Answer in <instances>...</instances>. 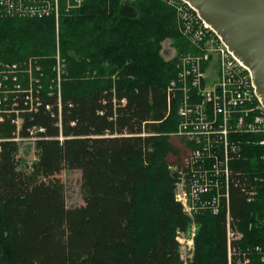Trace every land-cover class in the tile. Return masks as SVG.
<instances>
[{"label":"trees","instance_id":"trees-1","mask_svg":"<svg viewBox=\"0 0 264 264\" xmlns=\"http://www.w3.org/2000/svg\"><path fill=\"white\" fill-rule=\"evenodd\" d=\"M66 10L61 101L57 85H43L58 66L55 17L0 18V63L24 67L34 58L44 70L35 72L40 93L32 96L21 76L26 91L0 113V264H184L175 232L187 217L167 159L184 157L189 146L170 140L180 93L169 87L179 69L177 57L165 60L161 51L166 40L179 55L196 49L162 0H84ZM17 118L22 137L37 130L31 172L19 168ZM242 149L231 166L232 227L243 234L233 241L232 264L245 251H264V145ZM64 169L82 171L80 207L67 205ZM197 220L192 264H229L226 212Z\"/></svg>","mask_w":264,"mask_h":264},{"label":"built area","instance_id":"built-area-1","mask_svg":"<svg viewBox=\"0 0 264 264\" xmlns=\"http://www.w3.org/2000/svg\"><path fill=\"white\" fill-rule=\"evenodd\" d=\"M164 1L175 9L179 31L196 49L179 57V73L169 87L170 93H180L176 101L179 124L173 136L186 139L189 146L185 162L179 166L183 178L175 199L185 212L192 215L199 211L214 215L226 212L228 256L229 264H232L233 241L240 240L243 234L232 227L231 166L235 159L242 157L243 144L257 142L264 145V103L250 67L230 49L199 10L188 0ZM83 2L0 0V18L53 16L59 28L64 8H78ZM36 71L43 75L34 58L24 67L0 63V113L5 111L11 95L26 91L22 89L21 76L31 82L29 92L32 96L35 92L40 93L41 81ZM57 83L61 101L60 76ZM16 124L17 142L38 140L36 129H32L30 137H22L20 118ZM259 135L260 138L253 139ZM255 194L256 191L251 190L248 200H254ZM255 251L261 255V260L252 256ZM240 263L264 264V251L260 247L245 251Z\"/></svg>","mask_w":264,"mask_h":264},{"label":"rangeland","instance_id":"rangeland-1","mask_svg":"<svg viewBox=\"0 0 264 264\" xmlns=\"http://www.w3.org/2000/svg\"><path fill=\"white\" fill-rule=\"evenodd\" d=\"M164 1V0H162ZM165 2V1H164ZM166 3V2H165ZM83 4V3H82ZM64 5V4H63ZM76 8H70L67 11L75 10ZM65 13V12H63ZM178 26V25H177ZM56 31H57V44H58V66L54 69L55 72H52V78L47 76L45 72V84L48 87V90L56 89V85L59 84L58 79L59 76L62 78L64 76V69L62 67L63 59L60 54L59 49V28L56 22ZM162 55L164 56L165 60H172L173 58L177 57V63L179 57L186 53H181L180 55L177 53V49L173 46L171 40H166L163 42V47L161 51ZM42 69V68H41ZM44 71V70H42ZM44 73V72H43ZM33 75V73H32ZM48 79V80H47ZM47 80V82H46ZM37 86L38 83H35ZM56 86V87H55ZM172 132L171 134H173ZM171 143L174 146L182 147L181 145H186L187 147V140L183 138H178V136H170ZM20 154L18 156V160L20 162V169L26 170L31 172L33 170L34 164L39 159V150L36 145V139H27L21 142L20 144ZM176 147V148H177ZM189 148V147H188ZM185 149V148H184ZM186 149L184 150V152ZM185 155V154H184ZM170 159L168 158V170L170 172L171 177L173 178V185H174V198L179 193L181 189V181L183 178V173L181 174V170L179 166L185 162V156L178 158L173 154H170ZM178 166V167H177ZM177 167V168H176ZM58 177L64 182L66 188V201L69 208L80 207L85 204V200L83 198L82 193V183H83V175L81 170H71V169H64L58 175ZM153 188V186H152ZM152 191V190H151ZM176 201V199H175ZM177 202V201H176ZM182 207V206H181ZM183 210V207H182ZM205 212H196L195 214H190L188 211L183 210V214L187 217L184 225L177 226L175 232V238L179 243L180 246V253L181 259L183 260L184 264H192L195 260V254L197 250V238L199 236L201 225L197 220V216Z\"/></svg>","mask_w":264,"mask_h":264},{"label":"water","instance_id":"water-1","mask_svg":"<svg viewBox=\"0 0 264 264\" xmlns=\"http://www.w3.org/2000/svg\"><path fill=\"white\" fill-rule=\"evenodd\" d=\"M251 69L264 103V0H188Z\"/></svg>","mask_w":264,"mask_h":264},{"label":"bare ground","instance_id":"bare-ground-1","mask_svg":"<svg viewBox=\"0 0 264 264\" xmlns=\"http://www.w3.org/2000/svg\"><path fill=\"white\" fill-rule=\"evenodd\" d=\"M20 82H22V81H21V78H20ZM22 85H23V84H21V86H22ZM28 85H29L28 88H30V87H31V82H30V81L28 82Z\"/></svg>","mask_w":264,"mask_h":264}]
</instances>
